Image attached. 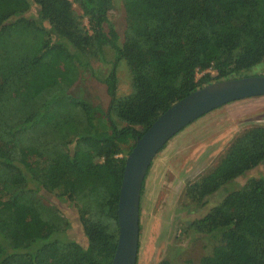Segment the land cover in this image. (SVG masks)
<instances>
[{
	"label": "trees",
	"instance_id": "trees-1",
	"mask_svg": "<svg viewBox=\"0 0 264 264\" xmlns=\"http://www.w3.org/2000/svg\"><path fill=\"white\" fill-rule=\"evenodd\" d=\"M115 1L0 0V264H111L125 166L118 155L174 103L212 82L247 77L264 61V0H120L121 43L108 22ZM32 7L35 17L26 15ZM105 47L114 63L103 111L70 89L79 55ZM120 62L130 74L124 96ZM258 166L264 126L237 136L186 194L202 203ZM65 205L85 245L68 238ZM192 228L213 244L199 264H264V177L227 192Z\"/></svg>",
	"mask_w": 264,
	"mask_h": 264
},
{
	"label": "rangeland",
	"instance_id": "rangeland-1",
	"mask_svg": "<svg viewBox=\"0 0 264 264\" xmlns=\"http://www.w3.org/2000/svg\"><path fill=\"white\" fill-rule=\"evenodd\" d=\"M73 8L80 24L91 35L87 17L82 15L78 6L74 5ZM26 15L35 17V7ZM124 18L121 1L116 0L108 13V22L116 31L120 43L125 29ZM103 31L106 34L110 32L108 24L104 25ZM72 52L75 51L72 49ZM79 58L80 76L70 92L105 111L109 97L104 79L113 68L114 52L105 47L103 54L81 53ZM116 75L117 95H128L131 92L130 74L125 63L117 64ZM241 75L264 76V61ZM201 76V73H197L196 78ZM256 126H264V96L235 101L207 113L182 129L155 156L146 174L141 195L136 264H159L162 261L168 264H199L202 257L211 253L213 244L194 232L193 222L217 206L227 192L240 188L251 178L264 177V168L258 166L250 170L205 198L202 203L192 201L186 189L218 164L237 136ZM127 155L122 152L118 157ZM67 209L66 215L72 221L67 236L85 245L86 239L75 211L69 207Z\"/></svg>",
	"mask_w": 264,
	"mask_h": 264
},
{
	"label": "water",
	"instance_id": "water-1",
	"mask_svg": "<svg viewBox=\"0 0 264 264\" xmlns=\"http://www.w3.org/2000/svg\"><path fill=\"white\" fill-rule=\"evenodd\" d=\"M264 96V76L210 83L174 103L136 140L125 157L117 205L118 236L111 264H136L140 235V201L147 171L162 148L182 129L226 104Z\"/></svg>",
	"mask_w": 264,
	"mask_h": 264
}]
</instances>
